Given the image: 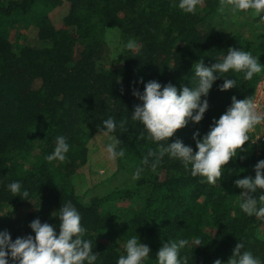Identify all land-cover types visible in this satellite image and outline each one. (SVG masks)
I'll return each instance as SVG.
<instances>
[{"label": "trees", "instance_id": "trees-1", "mask_svg": "<svg viewBox=\"0 0 264 264\" xmlns=\"http://www.w3.org/2000/svg\"><path fill=\"white\" fill-rule=\"evenodd\" d=\"M65 3V12L53 14ZM177 4L178 0H0V213L9 212L0 216V230H7L13 240L34 235L28 226L33 219L58 225L51 213L71 201L81 214L85 238L93 241L96 264H116L120 245L133 235L151 250L145 264H155L164 242L194 237L205 244L183 250L189 264L226 262L241 241L242 251L264 261V235L258 234L261 228L264 233V221L240 210V189L234 185L237 178L254 176V165L264 159V143L257 153L250 141L245 142V151L238 150L229 160L215 185L201 183L167 157L155 170L143 164L157 145L142 138L141 128L131 120L140 103L132 91H143L138 80L170 82L178 91L194 87L192 66L201 59L210 66L229 47L251 51L264 64V20L250 11L222 18L219 0H203L195 15L183 13ZM238 16L246 18L247 35L235 27L231 33L225 30L241 25ZM19 18L34 28L32 43L11 39V29L21 27ZM108 30L132 37L137 49L126 50L117 62L103 67L100 58ZM262 74L247 81L242 73L223 74L235 79L237 87L220 91L224 78H218L206 97L209 108L203 119L176 130L169 142L179 138L195 150L193 132H207L232 96L251 98ZM109 117L128 122L127 131L117 128L112 135L120 139V148L134 165L135 183L85 202L75 192L72 176L87 162L88 141ZM59 135L67 138L70 151L65 161L48 162ZM13 181L21 182L31 202L11 196L7 184ZM118 202L128 204L118 208Z\"/></svg>", "mask_w": 264, "mask_h": 264}, {"label": "clouds", "instance_id": "clouds-1", "mask_svg": "<svg viewBox=\"0 0 264 264\" xmlns=\"http://www.w3.org/2000/svg\"><path fill=\"white\" fill-rule=\"evenodd\" d=\"M203 0H178V8L185 14L195 15ZM227 10L235 15L251 12L255 18L264 20V0H219L221 13ZM127 50L137 49L134 42L126 45ZM259 56L243 48L229 47L226 53L215 58V63L205 66L203 59L194 67L195 86L177 89L172 83L162 85L156 80L144 82L143 91L133 89L132 95L140 101L131 112V120L141 128L142 138L157 145L149 150L143 164L153 170L165 157L178 161L192 177H199L201 183L215 185L222 177V169L230 159L236 158L238 150L245 151L242 146L251 140L250 133L264 124V107L250 97L238 100L231 97V103L218 119H213L208 131L200 135L199 130L193 132L192 146L184 144L179 138L169 142L176 130L189 124L199 123L209 108L208 96L214 82L223 77L224 82L218 85L220 91L237 87V81L223 74L242 73L244 80H251L254 75L264 73V64ZM203 97V99H202ZM127 120L117 122L112 117L102 121L99 128L101 134L108 136L111 143L106 145L109 160H116L124 155L120 148L121 141L112 134L127 131ZM146 133V137L144 134ZM70 151L67 138L59 135L55 138L53 151L47 155L48 162H63ZM254 176L237 178L234 185L240 189V210L247 216H254L264 221V159L254 165ZM138 170L137 178L140 175ZM11 196L19 195L31 202L29 192L22 190L20 181L7 184ZM9 212L0 213L3 216ZM59 220V224L42 223L39 218L29 223L33 234L12 239L7 230H0V264H96L98 255L93 251V241L85 238L86 229L81 224V214L71 201L51 213ZM58 227V231L56 230ZM213 235L210 236L209 240ZM205 244L203 238L191 240L181 238L166 241L156 253L155 264H189L190 257L183 250ZM244 243H237L228 260L217 259L214 264H264L258 256L249 250H243ZM120 255L116 264H145L149 260L150 248L141 243L137 235H133L120 245ZM183 253V254H182ZM192 259V257H191Z\"/></svg>", "mask_w": 264, "mask_h": 264}, {"label": "rangeland", "instance_id": "rangeland-1", "mask_svg": "<svg viewBox=\"0 0 264 264\" xmlns=\"http://www.w3.org/2000/svg\"><path fill=\"white\" fill-rule=\"evenodd\" d=\"M66 10L67 3L59 6L53 14L58 13V15H61ZM227 14L229 12L225 10L223 13L219 12L218 15H221L222 18H228L229 15ZM237 18L242 22L241 25L232 24V28L228 25L225 30L231 33L235 27L247 35L250 32V28L246 24L243 25L246 18L244 16H238ZM219 22L221 23L220 26L224 27L222 21L220 20ZM27 24L23 18H19L21 27L19 30L17 28V30L15 28L11 29V39L17 37L18 44L32 43L35 30ZM106 39L107 46L100 58V65L103 67H109L117 62L120 55L127 50L126 45L129 42H135L132 37L126 36L117 30H108ZM109 143H111L109 137L101 134L100 131H97L88 141L87 162L78 167L72 176L75 192L82 201L86 202L91 196H102L112 190L130 188L135 183V168L133 163L127 159L125 153L116 160L108 159L106 145ZM117 204L118 208H122L127 206L128 202H118ZM262 230V228L261 230L259 229V235L261 233L264 235Z\"/></svg>", "mask_w": 264, "mask_h": 264}, {"label": "built area", "instance_id": "built-area-1", "mask_svg": "<svg viewBox=\"0 0 264 264\" xmlns=\"http://www.w3.org/2000/svg\"><path fill=\"white\" fill-rule=\"evenodd\" d=\"M251 98L261 105V107H264V73L258 82H256L254 93ZM258 135H261L260 138L255 140ZM250 137L251 140H255L250 141V143L256 148L255 152L259 153V151H261V146L264 143V124L258 126L254 132L250 133Z\"/></svg>", "mask_w": 264, "mask_h": 264}]
</instances>
